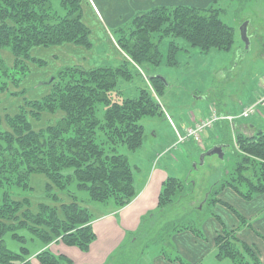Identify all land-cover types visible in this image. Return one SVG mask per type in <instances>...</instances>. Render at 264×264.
Listing matches in <instances>:
<instances>
[{"label":"trees","instance_id":"1","mask_svg":"<svg viewBox=\"0 0 264 264\" xmlns=\"http://www.w3.org/2000/svg\"><path fill=\"white\" fill-rule=\"evenodd\" d=\"M83 1L0 0V92L23 94L24 90L12 92L9 84L19 87L30 71L27 61L46 65V61L32 56L31 49L35 46L70 42L92 47V30L83 20ZM221 12L224 10L213 6L157 5L138 12L127 24L114 28V32L119 46L136 64L160 65L163 60L160 44L171 38L169 62L174 64L180 50L176 42L179 39L203 51L232 49L235 28L223 20ZM2 50L13 53V66L5 62ZM130 66L122 62L93 69L80 65L62 67L49 81L52 91L47 96L40 100L26 99L14 116L0 114V264H33L34 255L40 264H70L69 259L52 252L49 245L60 241L89 250L96 239L94 218L79 198L86 196L90 203L123 208L136 197L137 168L119 148L121 145L132 150L140 148L145 141L142 119L161 114L162 110L148 86L134 96H125L119 89L121 79L133 78ZM148 78L162 94L166 82L157 76ZM57 110H63L66 116L47 129L34 130L30 115L40 119L43 112ZM233 124L235 140L229 135L228 125V132L224 130L225 136L218 141L226 146L225 158L217 155L219 174L197 209L167 223L165 232L169 236L162 237L166 243H170L172 234L183 230L203 236L199 223L212 214V206L220 202L217 196L225 187L247 200L264 193V131L238 119ZM34 174L47 177L45 194L50 200L62 202L59 191L72 197L71 203L61 206L63 216L55 205L45 202L39 204L38 211L32 210ZM193 188V180L168 177L158 210L145 216L140 230L132 235L133 253L149 223L170 214V209L190 195ZM231 209L247 224L237 210ZM194 211L198 221L188 218ZM220 222L223 228L216 238L219 259L228 258L234 264H263L255 246L241 240L236 230ZM9 235L21 243L20 251L8 247L6 236ZM30 242L34 247L40 245L37 252L32 253ZM125 252L122 247L115 263L122 260L133 264L131 255Z\"/></svg>","mask_w":264,"mask_h":264},{"label":"rangeland","instance_id":"2","mask_svg":"<svg viewBox=\"0 0 264 264\" xmlns=\"http://www.w3.org/2000/svg\"><path fill=\"white\" fill-rule=\"evenodd\" d=\"M129 1L131 2V0ZM180 1L182 0H176L174 3H179ZM209 1L210 0H193L191 3L198 5L197 7L206 6L209 8L213 6L216 9L224 10L223 13L221 12L223 20L235 28V42L232 49L220 50L213 48L209 51H203L199 47H194L189 42L179 39L178 41L176 40L180 46V50H176L177 62L172 64L169 62L171 38H165L160 44V49L163 54V60L160 65L155 66L144 63L135 66L131 64L130 68L133 72V78L130 80L121 79L119 82L118 87L125 96L138 95L141 88L148 86L150 88L149 90L154 94L156 100L161 105L162 110L161 114L146 116L142 119V124L145 127V141L140 148L132 150L126 145H121L119 148V151L125 154L131 163L136 166L137 183L145 181L151 169H154L156 166H164L169 169L173 175H178L180 178L184 179L187 170L190 168L189 171L194 169L195 162L199 164L201 152L197 149L198 143L195 141V138L190 137L189 140L191 141H187V144L178 143L179 134L187 135V125L194 126L192 121L189 122L191 112H194L200 119L202 115H207L210 102H214L219 111H225L237 116L241 113L243 108L255 103L264 92V0H245L244 2H242V0H214L213 4L207 6V2ZM104 6L106 8L107 4L104 3ZM109 7L113 12L116 8L115 2H111ZM124 8L128 13V18H123L120 24H127L138 12L149 10L136 9L133 12L135 8L132 3L124 5ZM129 8H132V11H130ZM245 22L248 23L247 35L250 39V45L248 47L246 46L241 30ZM112 32V35L117 41L114 28H112ZM68 43L65 42L63 44ZM35 47L37 48L40 46ZM96 47L97 45L95 44V48ZM106 52H108L107 45H104V49H99L100 54L104 55ZM51 53H57V51H52ZM31 54L34 58L40 59V48L31 49ZM5 57L8 61L12 62V65H9L4 59L5 62L9 66H13L15 63L13 53L11 55L5 54ZM132 62L135 63L133 60ZM27 63L30 69L28 75L22 80L19 87H15L12 82L9 84V89H11L12 92L24 90L25 92L22 95H25L27 90L29 91L32 89V87H30L31 82L40 77V67L42 66H39L33 61H27ZM121 63L122 62L113 63L105 61L104 64L99 66H117ZM78 65L86 68L82 64ZM151 76H160L163 81L165 80L166 87L162 94H159L153 81L148 78ZM146 78L151 82L148 83ZM51 91L52 86L49 93ZM37 92L40 93V89ZM28 94L23 98L24 102L21 106L25 105L26 99H42L37 98L38 96H35V93L28 92ZM1 101L0 99V102ZM5 103L6 101L2 104ZM3 106H0V113L5 117L7 113L5 110L1 109ZM21 106H19L17 110L14 108L10 111V115L14 116L18 114ZM65 116L66 113L63 110H57L53 113H43L40 119L30 115L29 120L34 130L39 131L55 125L57 120ZM238 122H253L264 128V108L259 107L255 115L247 119H238ZM176 129H179L180 132ZM207 131L213 135L218 131L221 132L220 123L218 122L214 128H210ZM182 145L185 149L196 148L197 151L196 161H194L192 165L190 163L189 168L184 165L182 159ZM208 147L210 149L213 146L209 145ZM229 151L228 149L227 155H229L230 158L232 155ZM215 156L216 155L208 157L205 165H202L201 168L199 167L200 165H198L197 169H199V171L189 176L188 180L191 181L193 179L195 183H198V186L196 183L195 188L191 190V194L186 195L179 203L174 205L169 211L170 214L166 215L164 218H155L149 223L148 230L144 233L142 240L135 246L134 253L131 249V244H133L131 243V238L124 245V248L131 255L130 257L133 264H138L139 260L142 261L146 257H152L156 251L161 252L165 249L169 244L162 240V237L166 239L169 236L168 233L165 232L167 223L171 222L174 218L185 217L188 211L197 209L196 207H198L205 198L210 185L215 181L216 175L219 174H217V172L221 169L219 161H215L217 160ZM138 167H141V170H139ZM46 179V176L43 174H34L32 176V184L34 186V192L31 196L33 201L32 210L35 212L38 211L39 204L45 202L55 205L60 210L61 216H63L61 206L63 203H71L72 197L59 191V196L63 201L54 202L50 200L46 194L42 193L43 190L46 192V185L44 182ZM199 187L200 189L198 190ZM202 187L205 188L202 189ZM185 194L188 193L185 192ZM85 197H82L83 199L79 198V200L80 202L83 201L81 202L82 205L90 210L94 219L99 215V212L96 211L98 207L103 206L101 210H104V208H111L113 210L119 208L116 207L115 204L102 205L100 203H90L87 201V197ZM196 216L197 213L194 211L188 218L198 221ZM152 237L155 239L153 240ZM6 242L8 247L13 251H20L21 243L14 240L11 235L6 236ZM39 246L34 247L32 242L28 245L32 253L37 252L40 248ZM127 252H125V255L128 254ZM33 257H35V255L31 257V260ZM125 263L127 262L121 260L115 264Z\"/></svg>","mask_w":264,"mask_h":264},{"label":"crops","instance_id":"3","mask_svg":"<svg viewBox=\"0 0 264 264\" xmlns=\"http://www.w3.org/2000/svg\"><path fill=\"white\" fill-rule=\"evenodd\" d=\"M192 1L193 0H182L179 3H174L176 0H131V2L129 0H84L83 20L92 30V47L88 48L73 43L50 46L49 48L43 46L37 48L33 47L32 50L40 48V59L46 61V65L40 67V77L31 82L30 87H32V89L29 91L27 90L25 95H12L7 91L0 92V99L2 100L0 106L4 105L1 109L5 110L7 114H11L10 111L14 108L17 110L19 106H21L24 102L23 98L28 92L35 93V96H38L37 98H43L46 96L51 89L49 81L53 75L64 66L82 64L86 68H96L100 67L99 65L104 64L105 61L113 63L128 62L136 66L137 64L132 62L131 57L119 46L112 35V28L117 27L122 22L123 18H128V13L125 11L124 5L132 3L135 8L133 9V12L136 9H151L157 5H192L197 7L198 5H194L191 3ZM111 2H115L116 6L113 12L109 7ZM213 2L214 0H210L207 2V6L213 4ZM104 3L107 4L106 8ZM129 9L132 11V8ZM95 44L97 45L96 48ZM104 45L108 46V52L103 55L99 53V49H104ZM52 51H57V53H51ZM1 54L6 62L9 65H12V62L8 61L5 57V54L11 55L12 52L9 50H2ZM146 80L148 83L151 82L148 78H146ZM39 89L40 93L37 92ZM5 101L6 103L2 104ZM208 109V113L205 115L206 117L210 116L214 110H217L223 115L231 114L225 111H219L214 102H210ZM43 113L46 114L47 112ZM239 115L240 114L237 116ZM190 116L189 122L192 121L194 125L200 120L206 118L202 115L199 119L194 112H191ZM220 122L221 132L218 131L213 135L206 131L202 142L200 143L196 141L198 143L197 149L201 153L207 151L209 145L215 146L219 143L218 141L225 136L224 130L228 132V125L230 128L229 135L235 140V124L228 120H222ZM243 123L251 128L264 131V128L253 122ZM5 126L8 127L6 122ZM188 127L190 126L187 125V128ZM176 130L180 132L179 129ZM189 139L187 141H191ZM187 141L182 142V144H187ZM196 152V148L185 149L182 145L181 155L184 165L186 167L188 166L187 168L190 167V163L192 165L193 162L196 161ZM215 157H217V160L215 161H219L218 156L216 155ZM199 167L201 168L202 165ZM138 168L141 170V167ZM189 170H187L185 174V180H188L190 175L193 173L196 174V172L199 171V169L195 168L191 171ZM169 176H175L182 179L178 175H173L166 167L156 166L154 169H151L145 181L137 183L136 180L137 195L130 204L116 210L111 208H104V210H101L103 206H96L98 208L95 209L99 212V215L93 220V229L96 234V239L92 242L88 251H84L77 246L64 244L60 241L50 244V249L55 254L69 259L71 262L70 264H113V261L120 253L122 247H124L130 238L132 239L133 234L140 230L142 219L149 213L158 210L163 184ZM47 181L48 179H46V181L44 180L45 185L47 184ZM204 188L205 187H202V189ZM199 189L200 187L198 190ZM42 193L45 194V191L43 190ZM217 198L220 202L214 203L212 206V214L205 216L199 223V226L204 232L203 236H198L190 230H183L174 233L171 235L169 240L170 243L165 249L161 252L156 251L152 257H146L142 261L139 260L138 264H234L228 258L219 259L218 257L216 238L223 228L220 221L224 222L226 228L236 230L237 236L241 240L255 246L259 250L261 261L264 264V193L257 195L251 200H247L232 188L225 187L221 190ZM231 207L244 217L247 224L240 220L239 216L231 209ZM177 256H180L181 259H177ZM32 262L33 264H40L36 256L33 257ZM62 264L69 263L63 262Z\"/></svg>","mask_w":264,"mask_h":264},{"label":"built area","instance_id":"4","mask_svg":"<svg viewBox=\"0 0 264 264\" xmlns=\"http://www.w3.org/2000/svg\"><path fill=\"white\" fill-rule=\"evenodd\" d=\"M264 89V84H263ZM264 108V92L259 96L258 100L243 108L242 112L239 116L234 115H223L220 114L217 110H214L210 116L200 120L194 126H190L186 129L187 135L179 134L178 143H182L187 141L190 137H194L195 141L202 142L205 132L213 128L215 124L222 120H228L231 123L235 121L237 118H250L251 116L255 115L258 112V108Z\"/></svg>","mask_w":264,"mask_h":264},{"label":"water","instance_id":"5","mask_svg":"<svg viewBox=\"0 0 264 264\" xmlns=\"http://www.w3.org/2000/svg\"><path fill=\"white\" fill-rule=\"evenodd\" d=\"M241 30H242V36L246 42V46L248 47L250 45V39L247 35V30H248V23L247 22H245L243 24ZM157 77L161 78L160 76H157ZM225 148H226V146L224 144H217V145L213 146L212 148L208 149L207 151L202 152L200 159H199V164L204 165L206 162V158L210 157V156H214V155H218L219 158L224 159L225 158V151H224ZM197 164L198 163H196V162L194 163V168H197Z\"/></svg>","mask_w":264,"mask_h":264}]
</instances>
